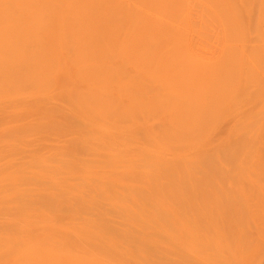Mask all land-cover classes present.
Masks as SVG:
<instances>
[{
  "label": "rangeland",
  "instance_id": "rangeland-1",
  "mask_svg": "<svg viewBox=\"0 0 264 264\" xmlns=\"http://www.w3.org/2000/svg\"><path fill=\"white\" fill-rule=\"evenodd\" d=\"M2 1L13 5L20 0H0ZM28 1L34 7L35 2L43 5L44 9L35 13L32 6L25 5L21 6L27 7L22 11L10 9L9 12L0 11V108L8 112L5 121L12 118V110L13 115L20 114L22 105L34 101L41 102L43 110L53 107L52 110H56L54 119H57L59 116L57 110L70 108L67 102L69 98L67 88H70L82 99L85 98V101L87 99L92 101L86 105L91 107V112L94 110L92 113L95 122L90 121L86 130H94L92 138H101L103 142L99 151L100 156L89 153L88 156L77 157L78 159L99 163V167H103L104 162L113 163L111 158L113 153L114 156L120 155L116 153H121L123 154L121 158L111 166L115 169L126 168L129 171L126 173L137 171L141 173L143 168L156 161L176 162L185 153L192 156L193 147L180 143L179 130L172 122L173 117L179 115L180 111L173 115V111L163 113L161 109H149L155 114L140 115L138 113L147 108L134 109L131 114H136L134 116L136 120L126 119L118 126L112 125L106 129L101 125L102 118L99 113L95 111L101 106H98V100L103 98L106 102L110 100L113 103L112 99L119 96V103L127 105L130 97L125 93V87L121 88L122 84L125 85L128 81H134L136 76L145 74L148 77L152 75V79L146 80L143 84L146 94H157L146 105L155 103L157 97L164 94L172 97L171 99H185L188 91L193 93L192 102L199 104L198 101L195 102L194 95L200 89L204 93L208 91L209 85L205 84L204 78L208 77L209 68L213 63L222 61L223 51L234 43L235 38H230L232 34L226 26L231 19L227 11L232 5L233 8L241 10L239 4L233 1L231 5L230 0ZM250 2L252 6L248 21L250 36L246 43L247 50L252 45L260 47L264 45V21L262 23L258 21L264 1ZM31 20H33L32 30L27 31V25L28 23L30 25ZM243 28L246 29V26L243 25ZM260 71L263 76L261 80H264V71L263 69ZM105 73L110 75L107 76ZM73 75L77 80H72ZM94 75L100 77V83ZM31 78L36 79L30 80ZM77 82L80 83L79 87ZM107 83H112L113 86ZM98 85L105 88L99 87L98 90ZM135 101H137L136 92L131 102ZM261 109L264 110V91L258 100L248 106L242 107L236 104L224 109L221 120L214 124L211 131L204 134L196 147H199L201 154L210 155L217 153V150L223 151L230 144L238 146L235 144L242 140V133L237 131V127L241 124L236 123L238 117L233 120L227 116L246 112L258 115ZM121 111L122 108H112L111 113L106 116ZM137 120V124H132ZM23 123L25 122L19 119L15 120L14 125L19 128L18 133L21 132L18 124L21 126ZM72 125L75 128L81 126L78 121H72ZM105 130H108V134H104ZM61 131L55 133L60 134ZM145 133L158 138L150 142ZM3 134L4 131L0 127V144L5 147L0 156H10L7 145L12 144L15 148L18 146L21 148V144L30 138L26 134L19 133L12 139H6ZM171 136L176 138L173 145L169 143ZM73 137L74 134L65 138L53 135L51 139L66 141ZM114 141L115 144L110 146L109 143ZM155 141L160 142L161 146ZM47 145L54 147L55 143L48 142ZM244 148L241 149V153L242 159L246 161V169L238 171L232 161L222 163V167L225 168L222 170L229 171L227 173L231 179L222 185L221 195L231 196L234 199L233 204L228 207L232 213L229 221L232 222L233 227L228 232L226 230L220 232L216 237L222 245L220 252L211 249L203 239L193 244L187 243L188 249L183 251L178 241L172 243L168 238L172 236L174 239H179L178 233L160 236L145 218L149 211L147 208L144 207L140 214H136L139 207L135 210L120 203L124 200L122 198L129 195L126 185L141 187L132 181L134 177L127 176L122 178L123 183L120 182L115 191H109V186L97 190L91 186L94 178L86 177V180L82 181L76 176L77 178L70 180V185L84 184L87 189L82 195L88 200L85 202L88 204L83 203L79 195L77 200L75 197L74 199L70 197L72 201L80 202L74 206L77 214L70 217L73 219H66L68 214L63 211L60 213V216L66 219L58 223L64 228L65 232L62 234L71 233L67 239L71 240L74 238V232L77 233L82 228V222L91 218L96 221V225H101L98 229L111 231L110 234L107 233L106 241L112 246L113 261H117L114 260L117 259L115 257L121 254L124 259L123 264L135 262L264 264V129L258 136L253 137L252 143L246 142ZM223 152L221 154L219 152L218 155L221 156ZM53 153V151L47 152L50 156H54ZM130 159L134 160L133 163ZM39 160L35 162L27 158L25 163L43 161ZM52 165L58 166V160L52 162ZM95 169L98 172L104 171L102 168ZM113 170L111 168L106 171ZM153 171L152 168L148 173ZM200 171L193 174L195 179L203 177L201 173L204 172ZM104 177L115 179L109 174ZM57 178V175L50 177L53 183ZM48 180L42 179L41 187H45ZM159 180L165 183L164 180ZM27 183L31 184L34 181L29 180ZM230 184L233 186L232 189H228ZM196 185L201 184L199 181L194 182V186ZM102 195H110L109 197L113 195L115 200ZM208 195L206 197H209ZM214 204L209 208L210 210L221 212L227 209V206ZM172 207L174 214L178 215L179 206L173 203ZM189 214L193 215V211ZM18 219H21L19 213L0 207V221L13 222ZM5 228H3L5 233L15 236L14 229H10V226ZM201 230L204 232V229ZM44 235L42 229H32L30 238L31 241L36 242L35 239H40ZM145 237L151 240L149 244L142 243ZM222 237L228 242L221 241ZM156 241H158L157 247ZM136 253L138 256L134 257L133 254ZM216 253H218L217 257H215ZM54 254L57 257V262L54 264H62L60 260L68 261V259L70 264H73L74 260L86 264L92 252L68 246L67 249L58 247ZM2 259L0 257V260ZM9 264L12 263L9 261Z\"/></svg>",
  "mask_w": 264,
  "mask_h": 264
},
{
  "label": "bare ground",
  "instance_id": "bare-ground-1",
  "mask_svg": "<svg viewBox=\"0 0 264 264\" xmlns=\"http://www.w3.org/2000/svg\"><path fill=\"white\" fill-rule=\"evenodd\" d=\"M233 1L239 4L241 10L232 7ZM250 1L230 0L232 6L228 8L227 13L231 19L226 26L232 34L230 38H235L234 43L232 46H227V51H223V60L213 63V66L209 68L208 77L204 78L205 84L209 85L208 91L204 93L200 89L194 95L195 102L198 101L199 104L192 102L193 93L188 91L185 99H171L172 97L164 94L159 95L155 103L150 106L146 105L157 94H146L143 84L146 80H151L152 75L148 77L145 74L136 76L134 81H128L125 85L122 84L121 88L125 87V93L130 97L127 105L119 103V96L112 99L113 103L110 100L106 102L103 98L98 100V106H101L95 111L99 113L100 118H102L101 125L106 129L112 125L118 126L126 119L136 120L134 118L136 114H131L134 109L147 108V110L140 111L138 113L140 115H154L155 112L149 109H161L163 113L173 111V115L180 111L179 115L173 117L172 122L176 124L179 130L180 143L193 147L192 156L185 153L176 162L159 160L143 168L144 170L141 173L138 171L126 173L129 172L126 168L115 169L112 167L111 165L116 164V161L123 155L121 153H116L120 154L117 156H114L115 153H113L114 155L111 157L113 163L107 164L104 162L103 167H99V163L85 162L78 159L77 157L88 156L89 153L100 156L99 151L103 142L101 138H92L94 130H86L90 121L95 122L93 120L94 110L92 113L90 111L91 107L86 105V103L92 101L88 99L85 101V98L82 99L70 88H67L69 94L67 102L70 108L57 110L59 112L57 119H54L56 110H52L53 107L43 110L41 102L34 101L33 103L20 105V114L13 115L14 111L12 110V118L9 121L4 120L8 112L0 108V127L4 131L3 137L6 136V139H12L15 135L22 133L31 138L25 143L23 142L21 148L19 146L15 148L12 144L7 145L10 156H0V207L19 213L21 218L13 222L0 221V257L3 258L0 260V264H9V261L12 264H54L57 262V257L54 254L55 249L58 247L67 249L68 246L92 252L86 264L124 263L121 254L119 257H115L117 259L114 260L117 261H113L112 246L109 241H106L107 233L110 234L111 231H106L104 228L98 229L101 225H96V221L91 218L82 222V228L77 233L74 232V238L71 240H67L71 233L66 234L67 237L62 234L65 232L64 228L58 223L64 222L66 219H73L70 217L77 214L74 206L80 201L76 202L71 199H74V197L76 199L77 195L83 198L82 194L87 189L83 183L70 185V180L77 177L81 178L82 181H85L86 177L88 179L94 178L91 186L97 188V190L109 186V191H115L123 183V177H134L132 181L141 187L126 185L129 195L122 198L124 200H121L120 203L135 210L139 207L140 209L136 214H140L144 207L147 208L149 210L145 217L147 222L158 231L160 236L174 232L178 233L179 239H174L172 236L168 238L172 243L178 241L183 251L188 249L187 243L191 242L193 244L203 239L211 249L220 252L222 245L219 244L216 237L220 232L224 230L228 232L233 227L232 222L229 221L232 213L228 207L233 204L232 200L234 199L231 196L221 195L222 185L227 183L228 179H231L228 175L229 171L227 173L226 170H222L225 169L222 167V163L232 161L238 171L246 169V161L242 159L241 151L245 149L246 142L248 144L252 143L253 137L258 136L264 129V110L261 109L258 115L246 112L227 116V118L233 120L238 117L236 123L241 124L237 127V131L242 133V140L235 144L238 146L230 144L223 150L224 152L217 150V153L214 152L210 155L201 154V151L198 150L199 147L196 146L204 134L211 131L214 124L216 125L221 120L224 109H229L236 104L242 107L248 106L253 101L258 100V97L264 91V80H261L263 76L260 71L261 69L264 71V45L261 47L252 45L249 50L246 49L247 39L250 36L248 28L250 7L252 6ZM263 1L260 0V3ZM25 5L32 6L35 13L44 9L43 5L36 2L34 7L28 0H20L13 5L8 4L6 1L0 2V11L9 12V9L11 11H22L27 7L21 6ZM258 21L260 23L264 21V2L259 12ZM32 24L33 20L30 21V25L28 23L27 31L32 30ZM243 25L246 26V29L243 28ZM74 72L77 74L76 70ZM105 75L109 76L110 74L105 73ZM95 78L100 83V77L95 76ZM34 79L36 78L30 80ZM72 80H77L74 75ZM77 83L79 87L80 83ZM107 84L113 86L112 83ZM99 87L100 85L97 87L98 90ZM103 88L105 87H100V89ZM135 92L137 101L132 103ZM142 97L144 98L142 99ZM112 108H122V111L107 117L106 115L111 113ZM17 119L25 122L21 126L18 124L21 127L19 133L17 131L19 128L14 125ZM71 120L80 122L81 126L76 127L78 130L72 125ZM137 123L138 120L132 124ZM96 127L99 128V125L96 124ZM60 131V134L55 133ZM72 134L75 137L68 138L66 141L51 139L53 135L65 138L67 135ZM104 134H108V130H105ZM145 136L150 142L158 138L150 133H145ZM48 142L55 143V146L48 147ZM155 142L161 146L160 142ZM175 142L176 138L171 136L169 143L173 145ZM203 143L204 141L202 145ZM114 144L115 141L109 143L110 146ZM4 149L5 147L0 144V153ZM49 151H53L54 156L47 154ZM219 152L220 154L223 152L221 156L218 155ZM27 158L33 159L35 162L38 159L43 161L39 163L27 161L25 163ZM57 160L59 165L55 167L52 162ZM130 160L133 163L134 160ZM95 168H102L104 171L98 172ZM111 168L114 170L106 171L111 170ZM152 168L154 171L149 174L148 171ZM197 171L204 172V174L201 173L203 175L201 179L193 177V174ZM106 174L111 177L114 176L115 179L110 180L104 177ZM56 175L58 178L53 183L50 177ZM42 179H49L45 187L40 185ZM159 179L164 180L165 183H161ZM29 180H33L34 183L28 184L27 181ZM198 181L201 185L194 186V182ZM228 186V189L233 188L231 184ZM207 195L209 197H206ZM102 196L115 200L112 197L113 195L111 197H109L110 195ZM82 198L80 199L83 203L88 202L85 197ZM173 203L179 206L180 213L178 215L174 214ZM213 203L220 204L221 207L227 206V209L221 212L210 210L209 208L213 206ZM63 204L65 206H62ZM62 211L68 214L66 219L64 216H60ZM192 211L193 215H190L189 213ZM125 213L129 214L127 211ZM6 226H10V229L15 230V236L5 233ZM38 228L42 229L45 235L33 242L30 238L32 237L31 230ZM201 229H204V232ZM220 240L228 242L224 237ZM150 241L145 237L142 243L149 244ZM155 244L157 247L158 241ZM133 256L137 257L138 254H133ZM217 256L218 253L215 254V257ZM60 263L70 264V259L68 261L60 260ZM73 264L82 263L74 260ZM133 264L143 263L135 262ZM146 264L149 263L146 262Z\"/></svg>",
  "mask_w": 264,
  "mask_h": 264
}]
</instances>
